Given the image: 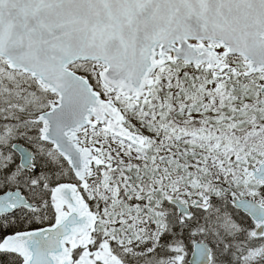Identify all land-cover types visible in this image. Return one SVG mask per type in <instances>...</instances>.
I'll list each match as a JSON object with an SVG mask.
<instances>
[{
    "label": "snow or ice",
    "instance_id": "6c2138e0",
    "mask_svg": "<svg viewBox=\"0 0 264 264\" xmlns=\"http://www.w3.org/2000/svg\"><path fill=\"white\" fill-rule=\"evenodd\" d=\"M0 264H264V0H0Z\"/></svg>",
    "mask_w": 264,
    "mask_h": 264
}]
</instances>
